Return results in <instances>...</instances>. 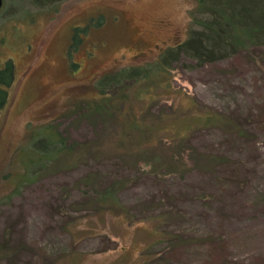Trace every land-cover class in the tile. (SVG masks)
I'll return each mask as SVG.
<instances>
[{
	"label": "rangeland",
	"instance_id": "374dc122",
	"mask_svg": "<svg viewBox=\"0 0 264 264\" xmlns=\"http://www.w3.org/2000/svg\"><path fill=\"white\" fill-rule=\"evenodd\" d=\"M194 5L2 0L0 66L11 59L14 70L0 112V264H145L176 246L202 264L216 240L226 250L207 264H264V116L249 139L197 122L210 108L251 132L254 102L264 115V45L176 65L141 97L140 85L127 88L122 117L154 127L137 149L119 148L114 119L83 109L99 97L97 77L184 39ZM49 133L84 148L29 171L32 140ZM103 194L111 198H94Z\"/></svg>",
	"mask_w": 264,
	"mask_h": 264
},
{
	"label": "trees",
	"instance_id": "16d2710c",
	"mask_svg": "<svg viewBox=\"0 0 264 264\" xmlns=\"http://www.w3.org/2000/svg\"><path fill=\"white\" fill-rule=\"evenodd\" d=\"M36 1L42 5L59 0ZM96 24L98 23L96 22ZM72 33L70 46L73 47L78 44L81 37L78 35V29H72ZM262 45H264V0H195L194 7L188 11L184 39L163 48L150 62L142 65L121 66L97 77L93 86L99 97L93 102L84 103L85 115L100 119H114L118 125L115 136L119 148H124L125 151L137 149L136 144L142 143L147 137L146 132L150 127H154L142 125L133 113L124 114L122 117V106L118 108L117 104L122 105L126 100L127 88L133 84L140 85L134 95L141 97L142 94L147 93V90L156 86L158 76L167 75L169 70L176 65L200 68L223 59H232ZM13 70L11 59L4 61L0 66V112L9 100L8 89L13 82ZM167 87L168 85L165 84V88ZM151 97L152 93L148 98L151 99ZM261 104L254 102L251 106L252 112L250 111L247 116V120H250L251 132H249V128L232 126L221 113L210 108L202 110L197 122L205 127L215 124L229 125L232 127V134L237 137L248 136L249 139L254 135L252 134L253 130L263 119ZM31 146L30 151L38 155V158L33 159L34 155L29 157V171L31 166L39 165L38 160L42 158L45 162H49L58 157L72 154L73 149L82 151L84 148L77 144L64 145L62 138H57L55 134L50 133L36 136L32 140ZM214 158L218 160L217 157ZM98 197L101 202H104L103 200L111 198V194L98 195L94 198ZM216 241L215 244L204 246L207 254L202 260V264H207L213 255L225 252L226 247L223 240ZM35 248L39 254L43 253L40 248ZM184 249L187 248L184 246L171 247L145 264H189L181 259ZM46 258L48 256L43 259Z\"/></svg>",
	"mask_w": 264,
	"mask_h": 264
},
{
	"label": "water",
	"instance_id": "95a60500",
	"mask_svg": "<svg viewBox=\"0 0 264 264\" xmlns=\"http://www.w3.org/2000/svg\"><path fill=\"white\" fill-rule=\"evenodd\" d=\"M1 2H2V0H0V6H1Z\"/></svg>",
	"mask_w": 264,
	"mask_h": 264
},
{
	"label": "flooded vegetation",
	"instance_id": "af4514ba",
	"mask_svg": "<svg viewBox=\"0 0 264 264\" xmlns=\"http://www.w3.org/2000/svg\"><path fill=\"white\" fill-rule=\"evenodd\" d=\"M2 3V2H1Z\"/></svg>",
	"mask_w": 264,
	"mask_h": 264
}]
</instances>
